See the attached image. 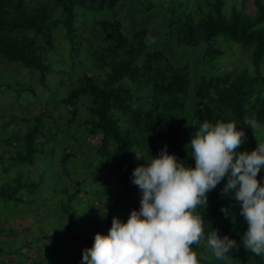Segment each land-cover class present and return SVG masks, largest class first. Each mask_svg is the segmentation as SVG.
Returning a JSON list of instances; mask_svg holds the SVG:
<instances>
[{
    "label": "trees",
    "instance_id": "trees-1",
    "mask_svg": "<svg viewBox=\"0 0 264 264\" xmlns=\"http://www.w3.org/2000/svg\"><path fill=\"white\" fill-rule=\"evenodd\" d=\"M126 1L123 18L131 19L129 26L123 27L119 20L98 22L103 42L98 43L90 55L103 73L85 77L69 92L66 100L75 109L69 123L75 121L76 103L81 98L92 102L84 103L88 114L80 122L81 126L74 125L79 135L73 128L66 131L74 141L84 136L99 140L95 149L100 153L103 178L112 182L117 190L112 201L105 203L106 209L97 211L110 225L116 213L129 215L130 210L140 207V200L133 191L137 185L132 183L131 174L145 161L137 159L134 150L142 151L145 156L152 152L155 156L167 145L170 153L194 166L186 145L202 120L235 122L238 128L245 130L251 150L259 140L245 117H254L257 124L264 125V2L256 0L257 13L252 16L236 7L226 15L224 0H212L208 2V9H201L200 17L195 19L191 14L184 15L179 5L168 9L149 6L144 10L146 0ZM113 2L115 0H0V56L37 71L40 83L47 86L48 75L53 73L49 53L56 48L54 31L64 26L74 57L78 49L77 6L103 7L112 6ZM57 10L61 12L58 18L54 15ZM219 37L248 50L253 71L248 67L231 72L207 69V64L223 54L215 45ZM189 48L196 54L191 65L182 60ZM40 138L42 141H38ZM53 138L54 134L45 132L42 117H37L24 135L22 147H15L10 162L30 165L38 156L52 154L54 149L48 147V142ZM15 140L17 138L12 136L3 142L12 144ZM72 156L73 153L64 149L60 160L61 169L67 175L65 181L73 185L63 183L60 189L58 212L63 223L53 228V234L48 237L50 242L53 238L73 234L80 218L75 207L77 196L90 192L84 190L83 181L72 178L67 163ZM4 159L0 156V166L5 164ZM258 178H264V169L258 173ZM44 182V178L26 182L17 177L13 186L0 185V202L25 203L26 199L18 195L20 190L34 193ZM224 182L222 180L208 193L207 206H198L196 212L204 220L205 233L216 228L221 236L228 234L236 239L238 247L228 253L226 261H220L205 247L204 240L198 244L193 242L200 264H264V254L256 255L242 244L247 221L240 214L239 202L221 194ZM221 206L229 208L231 215L222 213ZM88 226L94 233L74 237L76 245L81 243L86 248L97 232L108 233L100 225ZM12 254L20 255L21 249Z\"/></svg>",
    "mask_w": 264,
    "mask_h": 264
},
{
    "label": "rangeland",
    "instance_id": "rangeland-1",
    "mask_svg": "<svg viewBox=\"0 0 264 264\" xmlns=\"http://www.w3.org/2000/svg\"><path fill=\"white\" fill-rule=\"evenodd\" d=\"M210 1L212 0H146L147 7L143 9L147 10L149 6H155L153 9H168L172 5H179L184 9V15L191 14L198 19L200 10H207ZM126 3V0H115L112 6H77L78 49L73 57L66 29L60 25L53 35L56 48L49 53L53 73L48 75L47 86L40 83L37 71L20 63L9 62L0 56V156L6 161L0 166V185L7 183L13 186L17 177L26 182H37L40 178L45 181L40 190L34 193L26 189L20 190L18 195L26 199L25 203L0 202V248L3 251L0 253V264H81L85 248L81 243L76 245L74 237L83 233H94V229L88 225H100L105 233L111 227L105 216L97 213L106 209L105 203L112 201L117 193L112 182L103 178V166L99 162L100 153L95 149L99 140L84 136L76 137L74 141L69 139L66 131L69 128L76 131V124L81 126L80 122L88 114L84 103L92 102L86 97L81 98L76 103L75 121L69 123L71 113L75 109L74 105L67 104L66 100L69 92L78 87L85 77H95L103 73V70L93 63L90 55L98 43L103 42L98 22L119 20L123 27L129 26L131 19L123 18L127 10ZM224 3L226 15H230L233 7L252 16L257 13L256 0H224ZM54 15L58 18L61 12L57 10ZM172 37L174 38V35ZM215 45L223 54L207 64V69L231 72L248 67L253 71L248 50L222 37L216 39ZM165 52L168 54V49ZM195 58V52L189 48L182 60L191 65ZM262 70L264 73V63ZM39 116L42 117L45 132L54 134L53 140L48 142V147L53 148L54 152L44 157L38 156L30 165L12 164L9 158L14 155L15 147H22L24 135ZM255 130L259 142H264V125L258 124ZM75 133L79 135L77 131ZM12 136L17 138L12 144L3 142ZM64 149L74 154L67 161L72 178L83 181L84 190L90 192H81L77 196L75 207L80 218L76 221L77 228L73 234L53 238L50 242L48 237L53 234V228L60 227L63 223L58 212L60 189L63 183L65 186L73 185L65 181L67 175L61 169L60 160ZM238 150L251 151L249 142L245 139L244 143L238 146ZM133 191L140 200L139 187L135 186ZM115 216L125 221L128 218L127 214L121 212ZM92 243L88 247H91ZM16 249H21L20 255L12 254ZM53 249L56 250L55 253Z\"/></svg>",
    "mask_w": 264,
    "mask_h": 264
},
{
    "label": "clouds",
    "instance_id": "clouds-1",
    "mask_svg": "<svg viewBox=\"0 0 264 264\" xmlns=\"http://www.w3.org/2000/svg\"><path fill=\"white\" fill-rule=\"evenodd\" d=\"M245 122L255 129L254 117ZM246 139L245 130L228 120H202L186 145L194 166L181 161L165 145L158 155L145 156V162L131 174L141 190L140 207L128 218H112L107 234L97 232L91 247L83 250L81 264H200L192 247L204 240L205 247L220 261L238 242L212 228L205 233L198 206H207L208 193L224 180L221 194L235 198L240 214L247 221L243 246L256 255L264 254V142L251 151H239ZM220 211L231 215L229 208Z\"/></svg>",
    "mask_w": 264,
    "mask_h": 264
}]
</instances>
